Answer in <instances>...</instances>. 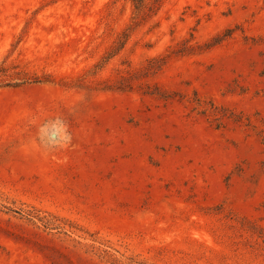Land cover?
Wrapping results in <instances>:
<instances>
[{
	"label": "rangeland",
	"instance_id": "rangeland-1",
	"mask_svg": "<svg viewBox=\"0 0 264 264\" xmlns=\"http://www.w3.org/2000/svg\"><path fill=\"white\" fill-rule=\"evenodd\" d=\"M135 10L0 0V264H264V0Z\"/></svg>",
	"mask_w": 264,
	"mask_h": 264
},
{
	"label": "trees",
	"instance_id": "trees-1",
	"mask_svg": "<svg viewBox=\"0 0 264 264\" xmlns=\"http://www.w3.org/2000/svg\"><path fill=\"white\" fill-rule=\"evenodd\" d=\"M159 2L160 0H133L136 10L132 28H136L146 21ZM127 36L128 34L125 33L124 37L126 38Z\"/></svg>",
	"mask_w": 264,
	"mask_h": 264
}]
</instances>
